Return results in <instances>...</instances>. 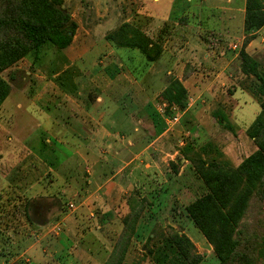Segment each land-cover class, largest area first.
Wrapping results in <instances>:
<instances>
[{"label": "rangeland", "instance_id": "374dc122", "mask_svg": "<svg viewBox=\"0 0 264 264\" xmlns=\"http://www.w3.org/2000/svg\"><path fill=\"white\" fill-rule=\"evenodd\" d=\"M211 1L204 2L200 9H187L183 0H173L174 3L172 0H159L161 8L151 12V0H64L62 8L77 23L72 40L84 34L88 36L90 39L85 45L95 46L90 53L70 63L63 49L46 45L37 58L23 57L1 71V77L10 84V93L0 107V247L6 246L12 237L11 232L3 229L18 227L24 235L19 241L24 248L37 240V233L41 236L39 251L33 256L31 264H39L45 259L55 264H155L146 254L144 243L152 233L171 226L193 241L202 255L200 264H218L211 244L184 211V206L202 194L205 187L189 161L182 156L180 148L189 142L195 148L210 143L222 151L219 158L228 160L233 166L238 165L256 149L246 129L260 112V106L246 88L254 84L253 79L246 78L239 68L238 52L244 32L242 41L237 42L238 28L234 24L224 37L225 24L218 19L216 12L210 11ZM241 1L234 0L235 4ZM154 12L163 16H153L155 21L150 20L149 13ZM159 18L163 21H156ZM123 22L138 26L153 39L163 30V48L170 53L164 56L162 63L165 67L175 68L164 75L145 74L149 63L140 51L108 43L105 34ZM106 42L115 51L109 59L106 57ZM258 46L256 42L248 47V51L246 46L245 50L264 66V51H259ZM173 50L180 57L178 60L173 58ZM110 62L115 67L120 66L121 71L134 79V87L139 92L131 95V90L126 95L128 99L138 98L140 103L150 97L151 107L154 108L151 112L156 114L154 128L147 106L137 104L135 113L140 123L123 117L121 126L125 127L127 138L122 143L128 145L132 139L137 151L151 141H154L155 147H149L145 159L136 157L122 169L121 175L116 178L120 187L111 191V200L102 206L98 202L89 204L93 211L90 216L87 209L79 207L83 198L78 184L84 186L83 179L80 182L79 171L81 175L90 176L86 173L89 168L91 177L93 173V177L101 179L109 175V169L116 170L117 163L120 165L118 168L123 163L116 155L106 151L101 157L109 165L96 163L98 171L93 170L96 167L91 163L98 155H93L91 151L97 147L96 142L88 139L79 143V140L63 133L60 121H52L48 115L62 117L66 113L61 105L65 100L78 104L94 101L99 93L95 86L102 84L101 89L104 87L99 78L107 76L97 73V69ZM189 70L191 74L183 79V74ZM55 73L59 75L52 77ZM76 76L83 79L78 86L75 85ZM92 76L95 78L90 80ZM172 78L180 79L187 89L183 109L169 106L160 95L161 89ZM54 82L62 85L59 87L68 88V96L62 97L64 93L60 89L49 96L48 87ZM113 84L116 85L113 94L110 92L108 98L103 96L106 100L104 110L108 112L116 110L115 102L125 100L122 93L130 86L123 78ZM37 93H43L40 101L35 99ZM92 108L95 109V106ZM215 111L225 114L231 127L219 123L213 116ZM132 126L137 130L134 131ZM69 144L71 147L85 146L88 163L84 165L82 162L84 168L77 165L78 169L74 170L77 163L76 158L70 155ZM47 166L52 171L47 170ZM64 175L70 176L66 177L69 185L75 183L76 192L65 190L69 185L64 182ZM154 189L160 190L159 197H154L153 204H145L134 229L129 227L125 231L124 214L138 211L142 205L140 198L144 194L149 198L155 196L150 193ZM92 191L84 194L90 195ZM113 201L121 202L119 210ZM242 221L248 225L245 234L253 250V264H264V209L252 200ZM35 229L39 231L35 232ZM6 249L0 248V260L5 258L6 253L13 252ZM71 249L72 262L66 258L67 250L69 253ZM63 258H66L64 262ZM19 260L21 264H30L22 257Z\"/></svg>", "mask_w": 264, "mask_h": 264}, {"label": "trees", "instance_id": "16d2710c", "mask_svg": "<svg viewBox=\"0 0 264 264\" xmlns=\"http://www.w3.org/2000/svg\"><path fill=\"white\" fill-rule=\"evenodd\" d=\"M64 0H0V73L23 57H38L43 46L66 48L76 32L77 23L62 8ZM264 25V0H245L244 40L238 52L239 68L253 83L246 87L258 100L260 112L246 129L256 149L238 165L219 158L222 151L208 143L195 148L187 143L180 148L192 170L203 182L205 191L184 206L187 218L208 241L218 264H253V250L243 222L252 200L264 209V66L245 47L255 38L254 31ZM148 37L138 26L123 22L105 34L111 45L137 49L147 63L161 58L164 52L163 34ZM148 65V64H147ZM191 71L183 74L187 78ZM10 93L9 82L0 75V107ZM161 97L169 106L183 109L187 89L178 78H172L161 90ZM217 121L229 128L230 123L221 111L213 112ZM152 126L156 127V114L151 113ZM231 127V126H230ZM160 187V186H159ZM157 189V188H156ZM144 194L139 210L126 212L122 217L125 231L134 229L139 212L145 204H153L160 190ZM132 229V230H133ZM156 235V236H155ZM146 254L155 264H200L202 255L184 232L169 226L151 234L144 243Z\"/></svg>", "mask_w": 264, "mask_h": 264}, {"label": "crops", "instance_id": "0c3cea01", "mask_svg": "<svg viewBox=\"0 0 264 264\" xmlns=\"http://www.w3.org/2000/svg\"><path fill=\"white\" fill-rule=\"evenodd\" d=\"M201 1L202 0H197V2L194 3L193 0H183L184 6L187 7V9L192 8V7L200 9V6L208 0H204L202 2ZM172 2H173V0H172ZM224 2H226V3H224ZM244 4H245V0H242L239 4H235L234 0H226V1H224V0H212L211 3L209 4L210 11L216 12L218 14V19H221L222 22L225 24L224 25L226 27L225 33L222 32L225 34L224 37H227L226 35L228 34V32H230V28H232V26L234 24H237V28H238V31H237L238 36L236 37V38H238L237 42L238 41L240 42L243 39L242 27H243V18H244ZM160 8H161V6L159 5V0H151L149 11L153 12V11L158 10ZM183 9L184 8H182V10ZM192 15H194V14H192ZM153 16L154 17H156V16L162 17L163 15L155 14V12H154V14L149 13L150 20L153 19L152 18ZM156 21L160 22L163 20H162V18L161 19L159 18ZM235 21H237V22H235ZM254 34L256 35L255 38H253L248 43L246 49L248 51V47L253 46L257 42L259 44L258 50L263 52L264 51V26L261 27L259 30L255 31ZM240 37H241V40H240ZM88 39H90V38L88 36H85V34L81 38L80 37H78V38L74 37L71 44L62 50L64 55L66 56V58L69 59V61H71L70 63H73V61H75V60L77 61L80 58L85 57L87 55V53H90L91 49H93L95 47L94 45L93 46L92 45H85V43L89 42ZM91 44H94V42ZM105 49H108V51L106 52V57L109 59V56L113 55V53H115V51L107 42L105 45ZM169 53H170V51L165 48V51L163 52V56L161 57V59L158 60L154 64L150 63L149 69L148 70L146 69L145 74L149 73L151 75H164L165 73H169L170 69L175 68V66L165 67L162 63L164 56L169 54ZM171 54L174 56L173 58H176V60H178L177 58H180V57H178V55L176 53H174V50L171 51ZM116 58H117V56H116ZM120 71H121L120 66L115 67L112 65V62H110L109 64H106L105 67L102 66V68H98L97 73L99 72L101 75L106 74L107 76L104 78H99L100 81L104 82V84H103L104 87H102V89H101L102 84H101V86H98V87L95 86L96 87L95 90L97 92L99 90V93L96 95L94 101H92L89 104L86 101H83L82 103L78 104L75 101L74 102H71V101L66 102V100H65L64 104H61V105L63 106V108L66 109V113H64V115H62V117L52 115V114L48 115L49 119H51L52 121H55V122L60 121L63 124V126L61 127L63 133H65V135H67L73 139L79 140V143H81L80 142L81 140H88V139H91L92 141L96 142L95 144L97 147H95L94 148L95 150H92L91 152L93 155L94 154L98 155V157L91 163V165L93 164L92 166L95 165L94 167H96V165H97L96 163H98V165H103V166L109 165V163L104 158L101 157V155H104L103 154L104 152H105V154L108 152L110 155H114V156L116 155L117 158H119L121 160V162L123 163V165H121V167H119V168H118L119 163H117L115 166V167H117L116 170L115 169H113V170L109 169L108 170L109 175L106 174L105 178H103V176H102L101 179L97 178L96 176L93 177V173H92V177H91V172H90L89 168L86 169V173H88L90 176L81 175V173L79 171L78 174H79L80 182L82 181V179H83L82 182H84V186H83V184H78L79 189H80L79 193H81V198H83L82 204L79 207H81L82 209L83 208L87 209L90 216L93 215V211L91 209L92 206H89V204H92L93 202H98L102 206L103 204L107 203L108 200H111V197H110L111 196L110 194H112L111 191L113 189H115V187H117V186L120 187V184L117 182L116 178H117V176L121 175L122 169L124 167H126L127 165H130V163H132L134 161V159H137L138 157H143L145 159L146 153H147L148 149H150L149 147H151V146L155 147V145H153L154 141H151L149 144L144 146L141 150L138 149V151H137V149H135V147L133 146L132 139H130L128 141V145H125L124 143H122L123 140L125 138H127L125 136L126 135L125 129H124L125 127L121 126V123L123 122L122 121L123 117L127 118L128 120L133 121L134 123H135V120L137 121V123L138 122L140 123L139 119L136 118V113H135V107L137 106V104H139V105L145 104V106H147L146 108L148 109V111L150 113H155V112H151V110L154 111V108L151 107L152 103H151L150 97H148L144 102H140V103H138V98L137 99L133 98L131 100L128 99V96H126V95H128L131 90H132L131 95H133L134 93H138L139 90L136 87H134L135 86L134 85V79L130 75L125 73L124 71H121V72ZM57 75H59V73L53 74L52 77H57ZM88 75H91V73ZM93 78H95V76L90 77V80H93ZM120 78L127 80L130 84V86L126 89L124 94L122 93V98H124L125 100H118L117 102H115L117 105V108L113 112L105 111L104 110V107H105L104 104L106 103V100L103 96L105 95V97L108 98L107 95L110 92H111V94H113L112 90L113 89L115 90L114 87H116V85H114L113 82H115L116 80H119ZM82 80H83L82 76H79V77L76 76V81L74 79L75 85L78 86L80 83H82ZM59 86H62V85H59ZM59 86H58V84H56L54 82L53 84H51V86L48 87L49 89H48L47 94L51 95L52 92H54L57 89H60L64 93L62 97H64L65 95L68 96V94H69L67 92L68 88L64 89L63 87H59ZM69 91H70V89H69ZM75 92H76V90H75ZM105 92H107V93L105 94ZM43 93H37L35 95V99L37 101H40L43 98V96H42ZM78 93H80V92H78ZM48 102H50V100H48ZM92 106H95V109H93ZM116 123H118V124L116 125ZM132 128L134 131L137 130V128L134 126H132ZM50 133H52L55 137L58 136V134L56 135L52 131H50ZM47 139H49V138H47ZM100 146H103V148H101ZM123 146L126 148H124ZM84 147L85 146H80V145L79 146L73 145V147H71V145H70V148H71L70 155H72L76 158L75 163H77L74 166V170L78 169L77 168L78 166L81 169L84 168V166L82 165V162L84 163V165H86L88 163V160H87L88 157H87V153L85 151L86 148H84ZM122 155H127V156L120 158V156H122ZM86 157H87V159H86ZM148 165H147V167H148ZM135 167L136 166L133 167L132 171L135 170ZM47 170L52 171V169L49 168L48 166H47ZM67 170L70 171L71 169H67ZM93 170L98 171L97 167L94 168ZM97 173L98 172H95V174H97ZM130 174H131V172H130ZM66 177L68 179L70 176L64 175V179L63 178L62 179L64 180V182L67 185H69L68 184L69 181H66L67 180ZM74 184L75 183L70 184L68 187L65 188V190L66 189L67 190L73 189L76 192V190L74 189V187H76V186ZM132 184H133V181H132ZM132 184H128V185L133 186L134 184L133 185ZM85 185H86V187H85ZM91 190H93V191L91 192L90 195L84 194V193L90 192ZM119 192H120V190H119ZM121 194L124 195V193H121ZM119 195H120V193H119ZM120 197H122V196H120ZM113 203H114V201H113ZM119 203L121 205V202L113 204L118 208V210H119V206H118ZM98 226H100V225H98ZM7 229L5 228V230L3 229V231H6V232L8 231L9 233L11 232L10 234H12V237L6 243V246H4V247L1 246L0 248L3 250L4 248L7 247L6 250L12 249L13 252L12 253H10V252L6 253L7 255L5 256V258L0 260V264H21L20 263L21 260H19L21 257L24 258L26 261L29 260L30 264L33 263L34 262L33 256H35L39 251L38 245L40 244L41 236H39V234L37 233V237H38L37 240L35 242L27 245L26 248H24L23 245L21 243H19V241H21V239L24 236L22 229H20L18 227H14L13 229L10 228L8 230ZM38 231L39 230L35 229V232H38ZM43 251H44V249H43ZM71 252H72V249L69 253L67 250V252H66L67 257L66 258L71 259V262H72L73 256H72ZM25 256H27L28 258H25ZM42 258H45V256ZM66 258H63L62 262H64L66 260ZM49 261H50V259H45V260H42L41 262H39V264H55L51 261H50L51 263H49Z\"/></svg>", "mask_w": 264, "mask_h": 264}, {"label": "built area", "instance_id": "2783aa9c", "mask_svg": "<svg viewBox=\"0 0 264 264\" xmlns=\"http://www.w3.org/2000/svg\"><path fill=\"white\" fill-rule=\"evenodd\" d=\"M174 120H177V117H174Z\"/></svg>", "mask_w": 264, "mask_h": 264}]
</instances>
